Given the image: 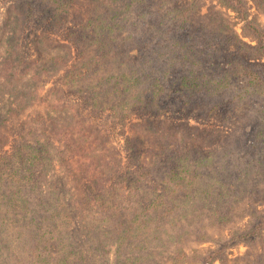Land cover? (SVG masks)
Segmentation results:
<instances>
[{"label":"rangeland","instance_id":"rangeland-1","mask_svg":"<svg viewBox=\"0 0 264 264\" xmlns=\"http://www.w3.org/2000/svg\"><path fill=\"white\" fill-rule=\"evenodd\" d=\"M245 2L264 28V8ZM194 3L0 0V264H31L35 229L48 264H201L223 246L213 264H264V228L248 234L264 215L261 98L203 83L233 53L228 34L256 40L220 0L175 18ZM239 54L264 73L263 53ZM32 153L45 175L35 189L22 177ZM178 249L187 260L173 261Z\"/></svg>","mask_w":264,"mask_h":264},{"label":"trees","instance_id":"trees-1","mask_svg":"<svg viewBox=\"0 0 264 264\" xmlns=\"http://www.w3.org/2000/svg\"><path fill=\"white\" fill-rule=\"evenodd\" d=\"M199 0H195V3H197ZM222 3H224L227 7L232 8L238 12L242 20L244 21V28L245 32L247 35H250L254 37L256 40L255 45H251L247 42H245L243 39H241L238 35H227V38L225 40H222L224 43L227 42L229 45L233 46V51L232 48L231 51L228 52H233L232 54H228L226 59L224 60V64H212L215 66V74L211 78H207L203 81L205 85L203 84L204 88L207 92H215L218 90H222L226 88L227 86L231 85L232 83L236 82L237 84L240 85V88L236 91H234L235 95L233 96V99L239 100L241 98H244L245 95L250 94V95H258L261 98L262 102V109H261V115L259 119L257 120V129H256V134H255V143L253 144L254 152L258 156V161L261 165H264V73L260 72L258 69L255 67L256 64L247 62L243 60L241 54L239 52L243 50H254L259 53L264 54V28L261 26L259 22H257L255 19L251 18L247 5L245 0H220ZM257 4H259L261 7L264 8V0H253ZM191 4L187 7H182L179 9L177 12L175 18L182 20L183 22L188 21L193 10L195 9L196 4ZM233 45H232V44ZM221 45V44H220ZM235 50V51H234ZM215 53L216 56L219 57L220 53L222 52L221 48H215ZM222 57L218 59L221 60ZM221 66H224L222 69ZM217 71V72H216ZM82 76V72L78 69L71 70L69 71L63 78L66 82H71L79 79ZM197 78V77H196ZM38 155L36 153H32L31 155V166L29 167V174L25 173L23 174V178L28 180L27 185H30V189H35L37 186H39V179L44 178V172L37 171L35 168L36 165V160H37ZM33 159V161H32ZM33 166V167H32ZM198 166L195 168H184L183 174L178 176L176 178V183L177 185H189L191 178L195 177L198 174ZM143 170V166L139 164L134 171L140 175L141 171ZM18 173V170L15 171ZM246 174L248 175L249 172L247 171ZM20 179H18L19 181ZM177 187V186H176ZM18 189V187H17ZM11 190H9V193ZM4 195L3 197H6ZM157 196V197H156ZM155 200L151 201L150 203L147 204L145 207L148 210H153L155 208H159L162 204V195H156ZM29 198H23L25 203L30 202L28 200ZM99 197L95 196L93 192L90 194V202L89 206L94 207L99 205ZM4 201V198H3ZM40 204V202H39ZM231 208V206H229ZM226 215L227 213H223ZM2 215L0 214V243H8L10 241L9 237L7 235L3 234V226H2ZM36 216H32V220H37ZM170 221L173 220L171 219ZM129 227V226H127ZM126 227V228H127ZM264 228V215L260 216V220L258 223H256L251 231H249L248 234H257L261 232V229ZM38 234V230L35 229L34 231L31 232L32 236L31 237V242H32V255L33 259L31 260V264H48L47 260L43 256L41 252H39L38 249V243H39V238L35 239V234ZM236 237L235 239H237ZM30 242V243H31ZM3 247V246H2ZM225 249V246L211 250L207 252L204 255H199L196 256V260L200 262L201 264H213V261L218 258V254L221 253ZM175 254L171 256L174 262H183L188 259V254L181 250L178 249L174 252ZM63 262L65 261L62 260ZM59 263V264H63Z\"/></svg>","mask_w":264,"mask_h":264}]
</instances>
